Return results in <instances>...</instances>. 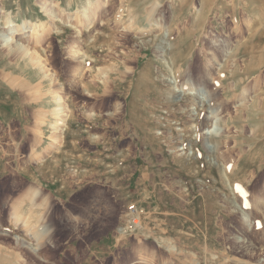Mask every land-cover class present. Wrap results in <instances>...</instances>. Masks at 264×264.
<instances>
[{
    "label": "rangeland",
    "instance_id": "1",
    "mask_svg": "<svg viewBox=\"0 0 264 264\" xmlns=\"http://www.w3.org/2000/svg\"><path fill=\"white\" fill-rule=\"evenodd\" d=\"M5 18L39 30L0 23V264H264V0Z\"/></svg>",
    "mask_w": 264,
    "mask_h": 264
},
{
    "label": "bare ground",
    "instance_id": "2",
    "mask_svg": "<svg viewBox=\"0 0 264 264\" xmlns=\"http://www.w3.org/2000/svg\"><path fill=\"white\" fill-rule=\"evenodd\" d=\"M40 3H42V5H43V7L47 10L45 13H46V15L48 16V17H52V14H51V12L48 10L49 8H47L48 6H47V1H42V2H40ZM88 3L90 4L91 2L90 1H88ZM42 5H41V7H42ZM87 7H89V5H86ZM85 6V7H86ZM94 6V5H93ZM42 7V8H43ZM88 9L89 8H86V9H84V10H78V9H75V10H73L71 13H70V15H71V17L72 18H74V17H76V16H83V17H89V13H88ZM54 17V16H53ZM56 17V16H55ZM70 17V16H69ZM95 17L93 16V19H94ZM156 18V17H155ZM54 19V18H53ZM92 19V18H91ZM56 20H60V19H58V17H57V19ZM0 23H3L4 24V27L6 28V32L5 33H3L2 34V37H1V39H2V41L4 42V44H9V43H11L12 41H13V35H15V34H19V33H21V32H29V33H32V34H35L36 33V35H37V33H38V30H39V25L37 24V23H32V24H27V23H22V24H17V23H15L13 20H11L10 18H5V19H3V20H0ZM153 23V22H152ZM152 26L154 27V28H152V29H149V31H154L155 29H157V28H159V26L157 25V24H152ZM156 27V28H155ZM148 31V30H147ZM3 32V31H2ZM19 42V41H18ZM15 44H17V45H21L22 43H15ZM17 47V46H16ZM18 48V47H17ZM20 48H21V46H20ZM23 48V47H22ZM19 51V50H18ZM28 51H30V50H28ZM27 51V52H28ZM228 54V53H227ZM28 56V55H27ZM41 61V60H40ZM221 64V63H220ZM41 69V68H40ZM43 72V71H42ZM19 86V85H18ZM192 88H194V86L192 87ZM191 88V89H192ZM200 88L201 87H198V89H197V91H194L196 94H198V95H200L201 93V90H200ZM196 89V88H195ZM59 93H57V95H58ZM56 95V94H55ZM57 100H58V103H59V105H57L56 107H54L53 109H52V111L54 112V113H50V114H59L60 113V115L62 114L61 112H63V113H65V111H66V105L64 104V101L62 100V96L60 95V96H58V98H56ZM55 114V116H57ZM63 115V114H62ZM52 117V116H51ZM54 117V116H53ZM58 117H60V116H58ZM59 119V118H58ZM216 120H218V119H216ZM214 121V120H213ZM61 123V122H60ZM57 124L59 125V121H57V120H53V121H51L50 122V128L51 129H55V128H57L58 126H57ZM214 125V127L216 126V121L213 123ZM214 127L212 128V127H210V129L207 131L206 129L203 131V133L206 135V133H210L213 129H214ZM215 129H216V127H215ZM53 133V132H52ZM55 134V133H54ZM52 135V134H51ZM53 136V135H52ZM52 136H51V138H52ZM56 136V135H55ZM55 138V137H54ZM53 139V138H52ZM245 190H243V192H244ZM247 192H245V194H246ZM245 194H243V195H245ZM258 201H260V199L258 200ZM247 202V201H246ZM131 207H133L134 208V210L132 209V208H130V206L128 207V210L130 211V212H136L138 209L135 207V205H133V206H131ZM131 221V220H130ZM137 221V220H136ZM27 223V222H26ZM246 223V222H245ZM247 225V224H246ZM136 226V225H135ZM236 235V234H235ZM241 236V235H240ZM248 241V240H247ZM243 242H244V240H243ZM246 243V242H245ZM248 243V242H247ZM250 245V244H249ZM254 246V245H253ZM141 257H143V256H141ZM144 258V257H143ZM141 259V258H140ZM145 259V258H144ZM142 260V259H141ZM238 261V260H237ZM133 264V263H132Z\"/></svg>",
    "mask_w": 264,
    "mask_h": 264
},
{
    "label": "snow or ice",
    "instance_id": "3",
    "mask_svg": "<svg viewBox=\"0 0 264 264\" xmlns=\"http://www.w3.org/2000/svg\"><path fill=\"white\" fill-rule=\"evenodd\" d=\"M238 190H240V189L238 188Z\"/></svg>",
    "mask_w": 264,
    "mask_h": 264
}]
</instances>
